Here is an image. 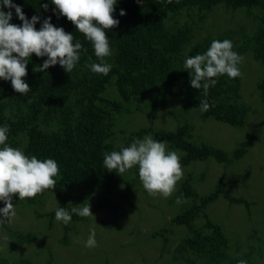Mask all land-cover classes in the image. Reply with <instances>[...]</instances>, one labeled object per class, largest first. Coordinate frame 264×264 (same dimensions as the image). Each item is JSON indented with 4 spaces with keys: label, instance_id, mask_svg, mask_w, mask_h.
Segmentation results:
<instances>
[{
    "label": "trees",
    "instance_id": "obj_1",
    "mask_svg": "<svg viewBox=\"0 0 264 264\" xmlns=\"http://www.w3.org/2000/svg\"><path fill=\"white\" fill-rule=\"evenodd\" d=\"M221 9L243 22L200 37L203 22ZM246 53L264 71V0H0V185L6 181L11 190L0 211V232L9 235L0 264H42L16 256L18 245L41 243L32 230L12 228L14 208L46 219L68 248L89 211L118 207L114 196L124 195L113 192L125 183L123 173L137 184L151 174L153 183L192 162L228 165L246 155L257 132L230 155L193 141L185 117L195 110L203 121L239 128L254 109L251 130L264 124L254 122L264 72L252 103L242 102ZM162 111L164 126L156 125ZM141 118L145 125L135 129ZM225 186L221 179L201 195L188 175L164 199L175 210L170 230L151 236L172 264H252L207 213L219 197L250 206ZM48 198L55 206L46 211ZM50 258L47 251L46 263Z\"/></svg>",
    "mask_w": 264,
    "mask_h": 264
},
{
    "label": "rangeland",
    "instance_id": "obj_2",
    "mask_svg": "<svg viewBox=\"0 0 264 264\" xmlns=\"http://www.w3.org/2000/svg\"><path fill=\"white\" fill-rule=\"evenodd\" d=\"M231 15V12L223 9L209 15L200 29V37L207 36L209 33L215 35L217 31L213 26L225 30L243 22L240 15L234 19ZM240 67L243 75L242 102L249 107L253 101L251 96L258 92L257 83L264 71L262 65L252 59L250 53L242 57ZM254 98L257 96L255 95ZM256 106L257 109H262V112L260 115L258 113L255 115L254 122L262 119L264 123V103L259 99ZM164 112L162 111L159 115L156 125L164 126L163 123L167 118ZM253 112H255L254 109L250 110L244 125L239 128L213 119L203 121L200 113L195 110L185 114L193 128V141L210 144L230 155L247 134L257 132L259 136L246 155L228 165L208 158L204 161L192 162L170 177L164 179L157 177L153 183H151L153 179L150 180L152 175L146 174L142 184L134 182L132 173H123L125 183L113 192L124 195L121 200L118 196H114L118 207L110 202L105 209L89 211L86 215L89 223L78 224L83 226L76 235H71L74 241L68 248L58 243V231H51L46 219H37L30 209L20 206L17 209L14 208V214L9 220L12 228L21 231L32 230L41 243V246L34 244L28 248L18 245L16 256L30 257L35 262H39L40 259L42 264H172L168 260L170 258L168 253L161 251V243L153 240L151 235L159 228H170L169 220L175 214V210L169 208L164 199L170 197L179 188L180 183L190 175L193 187L201 195L214 191L219 181L223 179L226 184L225 193L228 196L242 198L250 204L246 208L244 205L230 204L223 197H219L208 207L207 213L211 220L224 228L232 246L233 243H237L241 245L242 251L249 253L252 264H264V236H262L264 231V124L259 125L258 129L251 130L257 126L251 122ZM143 125H145V119L141 118L132 126L137 129ZM165 128L172 130L174 126H168L165 123ZM117 129L119 130L120 127L118 126ZM154 147V142L150 141L147 146L148 152H156ZM155 184L160 185L153 190L150 186ZM10 191L6 181L0 185V211L7 204ZM71 191L74 192V190ZM44 196L53 197L48 192ZM54 200L58 203L57 199L54 198ZM106 200L109 202L108 198ZM54 206L55 202L48 198L44 209L49 211ZM19 213L20 217L17 218L15 214ZM7 238L9 235L1 231L0 249ZM47 251L55 256V259L50 258L48 263H46Z\"/></svg>",
    "mask_w": 264,
    "mask_h": 264
}]
</instances>
